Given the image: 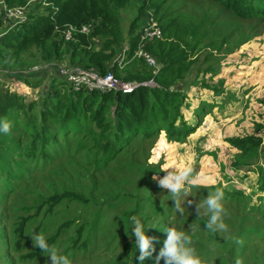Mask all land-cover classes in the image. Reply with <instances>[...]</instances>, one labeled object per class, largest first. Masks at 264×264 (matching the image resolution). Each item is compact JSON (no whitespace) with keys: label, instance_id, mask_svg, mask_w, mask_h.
<instances>
[{"label":"rangeland","instance_id":"obj_1","mask_svg":"<svg viewBox=\"0 0 264 264\" xmlns=\"http://www.w3.org/2000/svg\"><path fill=\"white\" fill-rule=\"evenodd\" d=\"M28 1V5L11 14L5 0H0V17L5 23L4 27L13 28L27 21L29 12L33 11L31 8L37 3L40 4L37 8L40 12L47 11L46 7L50 5L45 0ZM142 1L129 0L127 8L121 11L126 36ZM177 6L181 8L179 15L193 20L198 19L196 12L208 10L199 2L181 1ZM150 15L151 11L142 14L136 27L138 31L147 23ZM215 17L216 34L219 36L231 31L233 22L238 23L225 10L220 14L215 12ZM3 30L0 27V40ZM235 36L241 37V40L235 43L233 49L210 47L212 58L209 61H204L205 52L201 53L200 63L192 64L191 69L184 73V80L169 87L172 90L178 88L185 95L181 107L183 115L177 123L187 124L188 131L181 136V140L170 138L166 130L161 129L153 143L151 139L137 143L119 163L113 165L114 169L98 173L97 168H93V149L84 136V129L78 130V136L72 140H62L64 147L56 144L48 147L46 152L53 156L48 160L39 161L18 154L16 160L21 162V166L9 170L15 172H9V184L6 181L0 184V226L3 227L0 264H45L46 261L50 264L49 257L42 250L39 254L27 256L35 249L31 236L43 232L49 238L67 219L74 222L63 228L50 244L55 246L58 253L68 256L71 264H115L116 261L120 264L133 255L129 254V244L134 242V237L131 236L132 228H129L130 221L126 217H133V211L143 207V215L136 217L153 226L149 228V235L155 238V251L146 258L145 264H155L156 253L166 235L163 231L169 226L188 232L193 246L206 264H234L237 258L241 264H264V104L260 100L264 98V15L239 23ZM160 37H163V33ZM246 37L252 39L245 43L243 41L238 47ZM40 56L29 53L24 59H10L7 65L0 66V87L21 95L27 102L35 100L40 106L44 97L53 95L58 89L62 92L71 89V84L58 69V63L70 66L67 63L69 60ZM208 65L212 70L205 71ZM147 66L155 73L162 64L156 59V65L148 63ZM73 67L84 68L81 65ZM127 72L125 69L122 76ZM18 75H23L24 79ZM26 79L35 84L31 85ZM120 79L124 80L122 77ZM144 82L156 85L154 79ZM197 82L207 83L208 87L196 85ZM11 112L15 116L18 113L14 110ZM25 121L26 118L21 115L22 125L17 126L18 129L14 127L15 123H11L8 135L16 139L27 126ZM250 134L261 136L263 141L256 155L242 156L240 149L228 139ZM174 164L192 169L188 195L180 197L184 209L182 215L173 208L174 201L169 199L167 190L158 185V179L165 174L161 171L162 167ZM24 166L27 170H23ZM18 170L24 178L17 176ZM90 173L93 178L87 180L82 190L91 194L92 182L106 184L99 190L100 202L65 200L51 210L45 206L37 212L34 199L38 192L47 195L79 186L83 175ZM215 187L224 192L226 232L206 228L209 213L205 208H197L200 200L208 193H214ZM224 190L241 191L242 194L228 196ZM106 196L110 201L101 202ZM22 215H29L30 218L21 230L22 240L18 242ZM83 220L93 222L90 240L86 246L75 249L69 237ZM242 220L243 225L240 224ZM241 231L243 237H248V245L246 239L238 236ZM233 252L238 254L232 256ZM160 264H164L163 259Z\"/></svg>","mask_w":264,"mask_h":264},{"label":"trees","instance_id":"obj_2","mask_svg":"<svg viewBox=\"0 0 264 264\" xmlns=\"http://www.w3.org/2000/svg\"><path fill=\"white\" fill-rule=\"evenodd\" d=\"M181 1L199 2L208 10L196 12L198 19L193 20L188 16L179 15L181 8L177 5ZM28 2V0H5L9 8L25 6ZM45 2L50 3L46 7L47 11H38L40 4L37 3L31 8L33 11L29 12L28 20L18 23L13 28L4 27L5 23L0 17V27L4 28L0 40V66L7 65L10 59L15 61L24 59L29 53L40 54L42 58L57 60L67 58L70 66L94 68L101 74L112 71L128 81L144 82L154 79L156 85H140L130 93L91 91L86 88L74 91L63 79L71 89L65 92L58 89L53 95L49 94L44 97L41 106L35 100L27 102L21 95L0 87V118L15 123L14 127L17 129V126L22 125L21 115L27 122V126L18 133L16 139L6 134V144L4 134H0V184L3 181L9 184V170L21 166V162L16 160L18 154H24L34 160H48L53 157L46 152L48 147L54 144L64 147L61 145L62 140H72L73 137L78 136V130L82 129L93 149L92 154L95 159L93 168L94 166L97 168L96 173L109 168L114 169L113 165L119 163L123 155L130 152L137 143L147 139H151L153 143L152 140L161 129L166 130L170 138L181 140V136L186 135L188 131L187 124L177 123L179 117L183 115L181 107L185 95L180 89L172 90L169 87L177 85L179 80H184L183 75L191 69L192 64L200 63L201 53L205 52L203 59L209 61L212 58L210 47L233 49L241 38L235 36L239 30V23L255 20L258 15H264V0H143L138 7L137 15L129 25L126 36L121 11L127 8L129 0H45ZM223 10L231 13L238 23L233 22L231 31L219 36L216 34L215 12L220 14ZM147 11H151L158 19L163 33L162 38L145 44V48L158 63L162 64L155 73L152 68H148V63L143 58H133L139 42V31L136 27L142 14ZM71 25L77 31L73 32L71 39H66L63 31ZM83 25H90L88 32L79 31ZM250 39L252 38L242 39L238 47L243 41L245 43ZM126 44L130 45L126 57L127 63L120 66L118 64L120 54ZM125 69L128 70L127 75L122 76ZM210 70L212 67L208 65L205 71ZM18 76L24 79L23 75ZM26 81L31 85L35 84L31 80L26 79ZM195 84L208 87L204 82ZM260 100L264 104V98ZM12 110L18 112L16 115L18 119L12 114ZM25 140L27 142H24ZM228 140L240 149L242 156H251L258 153L263 138L250 134L230 137ZM23 170H27L26 166ZM16 173L17 176L24 178L19 170ZM89 178H93L92 173L83 175L79 186L57 190L47 195L38 192L34 199L37 212L39 213L45 206L47 210H51L65 200L100 202L99 190L106 187V184L92 182L91 194H86L82 187ZM225 192L228 196L242 194L241 191ZM105 201H110L108 196L101 202ZM143 210L144 207L135 209L134 216L143 215ZM29 218V215H22L20 218L18 242L22 240L21 230L24 229ZM130 218L126 217V220L130 221L129 228H132ZM73 222V219L65 220L56 232L47 238L48 243L51 244L61 230ZM241 222L243 220L240 221L243 225ZM92 224L90 220H83L76 225L73 235V231L71 232L69 240L75 249L89 243ZM2 230L3 227L0 226V236ZM146 233L147 235L151 233L149 228L146 229ZM238 236L246 239L245 243L248 245L249 239L243 237L242 231ZM40 252V249L35 248L27 256H34ZM132 253L131 258L120 264H141L137 259L139 253L136 252L134 242L129 244V254ZM236 254L238 253L231 255L236 256ZM117 263L118 261L115 262Z\"/></svg>","mask_w":264,"mask_h":264},{"label":"clouds","instance_id":"obj_3","mask_svg":"<svg viewBox=\"0 0 264 264\" xmlns=\"http://www.w3.org/2000/svg\"><path fill=\"white\" fill-rule=\"evenodd\" d=\"M10 128L11 122L0 118V134H8ZM161 171H164L165 174L158 179V185L167 190L169 199L174 201L173 208L182 215L184 209L181 206L180 197L188 195V184L191 183L192 169L181 164H174L170 167L163 166ZM153 179H156V177H153ZM223 200L224 192L217 188L214 193H208L197 204L198 209L205 208L209 213L206 228L217 232L227 231L228 226L224 222L226 212ZM130 219L132 221L131 236L134 237L136 252L139 253L137 259L143 264L145 258L150 257L155 251L153 244L155 238L146 233V229L153 226L142 222L140 218L135 216ZM163 232L166 235L162 240L159 251L156 253L155 264H160L161 259H163L164 264H206V261L202 260L201 255L193 246L192 238L186 230L169 226ZM31 239L34 247L42 250L49 257L50 264H71L68 256L58 253L55 246L48 243L43 232L33 234ZM45 264H48V261ZM234 264H241V260L237 258Z\"/></svg>","mask_w":264,"mask_h":264},{"label":"built area","instance_id":"obj_4","mask_svg":"<svg viewBox=\"0 0 264 264\" xmlns=\"http://www.w3.org/2000/svg\"><path fill=\"white\" fill-rule=\"evenodd\" d=\"M7 7V6H6ZM23 6L9 8L11 14L15 11L20 10ZM9 17V16H8ZM90 25H83L79 31L88 32ZM77 31L72 25L66 28L63 33L66 39H71L73 32ZM162 28L159 25L156 17L151 13L147 23L139 30V42L134 51L133 58H143L147 63L156 65V59L151 53L145 48V44L154 39L161 38ZM130 45L126 44L120 54L118 64L124 66L127 63L126 57ZM59 71L65 75L66 79L71 84L74 91H79L86 88L91 91L100 92H132L140 85L150 84L148 82L139 81H128L120 79L114 72L109 71L106 74L99 73L94 68H82V67H66L63 63H58ZM72 67V68H71Z\"/></svg>","mask_w":264,"mask_h":264},{"label":"bare ground","instance_id":"obj_5","mask_svg":"<svg viewBox=\"0 0 264 264\" xmlns=\"http://www.w3.org/2000/svg\"><path fill=\"white\" fill-rule=\"evenodd\" d=\"M130 93V92H129Z\"/></svg>","mask_w":264,"mask_h":264}]
</instances>
